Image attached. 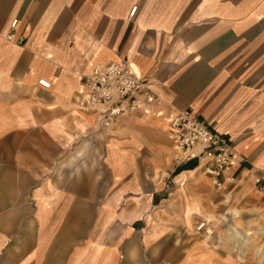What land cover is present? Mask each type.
Returning <instances> with one entry per match:
<instances>
[{"label":"crops","instance_id":"1","mask_svg":"<svg viewBox=\"0 0 264 264\" xmlns=\"http://www.w3.org/2000/svg\"><path fill=\"white\" fill-rule=\"evenodd\" d=\"M119 59L158 96L124 120L139 124L144 139H112L88 151L102 155L57 162L53 178L47 160L25 163L34 177L17 205L16 121L30 119L37 103L59 110L54 134L41 130L47 136H78L100 122L95 112L72 106L81 76ZM42 78L49 88L38 84ZM1 88L8 116L0 123L11 127H0V264H224L223 244L208 241L213 228L223 230L227 218L244 225L236 216L241 205L249 214L264 212V194L253 182L264 176V0H0ZM179 110L230 139L233 178L220 177L221 187L200 175L196 159L171 165L170 154L167 162L160 146L148 145L146 136L171 141L168 125ZM37 147L47 154L69 145ZM149 150L148 164L128 159ZM170 182L188 196L184 220L205 222L202 241H178L188 224L176 222L171 206L160 208L171 200ZM247 222L264 231L261 216Z\"/></svg>","mask_w":264,"mask_h":264},{"label":"rangeland","instance_id":"2","mask_svg":"<svg viewBox=\"0 0 264 264\" xmlns=\"http://www.w3.org/2000/svg\"><path fill=\"white\" fill-rule=\"evenodd\" d=\"M2 91H6L3 88L0 89V97L2 95ZM18 95V91L17 94ZM21 100L17 98V102ZM19 103H17V106ZM74 107V105H72ZM33 107V109H32ZM32 107H30L32 110L29 113L30 119L28 120H17L15 123V135L11 137V141H14L16 153L15 158L17 160V168H16V203L17 205L23 202V199L26 197V193L32 186H30V182L33 181L34 174H31L32 169L28 168L25 169L23 165L25 163H30L32 160L37 158V161L42 158V160L48 161V171L49 176L53 178L56 173V166L57 162H61L63 160H72L74 156H79L80 160L87 159L88 156H98L102 155V153L98 152H88L89 150H98L94 149L93 147L97 146H108L109 143L112 142V139L117 140H123L127 137H130L135 134H139V139L142 140L144 138H141L140 135L142 134L139 132L141 129V126L137 123H131L127 124L124 122V120L130 116H124L119 118L115 123L104 126L102 123L95 121L93 126H90L85 130L84 132H80L78 136L71 137L68 140L66 139L65 142L62 141L61 138L58 137H51L47 136L43 131L41 130H50L52 134L53 131L52 128H55L58 125L59 118V110L58 109H41V107L36 103H32ZM0 116L7 117V105H4L3 102H0ZM4 123V125L2 124ZM0 127L8 128L11 127V124H8L7 119L4 120V122L0 123ZM29 129V130H27ZM144 129V128H143ZM136 136V135H135ZM145 137V136H144ZM146 139L148 140V145H158L161 148L160 156H163L167 162H169V154L171 157V165L182 163L184 160L180 158L181 153L180 151L174 146V144L168 140V143H164L160 140H155V137L146 136ZM65 144L69 145L67 147L68 149L66 152L60 153V152H53V153H42L39 151L37 145H46L49 147H56L57 145ZM145 144V143H144ZM74 146V147H73ZM80 146L81 150H86L83 154V152L80 153H73V150H76L75 147ZM92 146V148H91ZM116 150V151H115ZM112 151L113 159H116L117 154L119 152L118 149H115ZM150 150H152L150 148ZM148 153L143 152H129L128 153V159L133 161L134 163L137 161L145 160L146 164L151 161L152 157V151ZM162 150H164L162 152ZM167 152V153H166ZM47 156V159H44L43 157ZM0 159H2V153H0ZM38 171V170H37ZM27 172V173H26ZM44 173H46L44 171ZM200 175L202 177H205L208 179V176L204 175L200 171ZM51 177H49V180H51ZM168 179V177H167ZM166 179V180H167ZM211 182H214V180H211ZM169 184V183H168ZM215 185V184H214ZM55 187V185L53 184ZM216 186V185H215ZM217 188L221 186H216ZM167 189L166 192L171 200L164 201L162 206L160 208H165L167 205L169 207L171 206V209H174V212L176 214V222L178 224L184 225L188 224V229L185 228L181 233L178 234V241H181L183 244H187L190 242H200L202 241L205 236V231H196L195 226L197 225V221L200 220L198 216L193 217L191 221V225L187 223V219L183 218L184 216V210H185V203L187 201L188 196H185L183 189L181 187H177L173 189V184L169 185L168 187L165 186ZM49 191H53V188L50 189L48 186ZM258 191V190H257ZM186 192V191H185ZM261 195L262 193L258 191ZM48 193V192H47ZM49 194V193H48ZM49 195H52L49 194ZM191 195V194H190ZM144 206H148L151 208V206L148 205V202L145 200L141 202ZM127 205L129 206V202H127ZM241 207V208H240ZM238 213L236 216L241 219V221H245V224L241 225L240 227L235 225L233 223V220L226 219V225L221 226L223 230H218L215 228L214 232L208 239L209 242H220L223 244V247L225 248V256H224V264H264V231L261 229H258L256 225H253L252 222H249L248 220L251 219V217L255 216H261L262 219H264V212L261 208H253L251 210V214L248 213L247 210L242 209V205L240 206ZM146 208V207H145ZM196 209L195 207H187V211L190 209ZM202 209V208H201ZM203 210V209H202ZM245 212V213H243ZM204 213V212H203ZM230 218L232 216H229ZM215 222V220H213ZM247 222V223H246ZM216 228H219L216 227ZM220 229V228H219ZM208 230V229H206ZM233 230V231H232ZM235 233V234H234ZM245 238V239H244Z\"/></svg>","mask_w":264,"mask_h":264},{"label":"built area","instance_id":"3","mask_svg":"<svg viewBox=\"0 0 264 264\" xmlns=\"http://www.w3.org/2000/svg\"><path fill=\"white\" fill-rule=\"evenodd\" d=\"M136 10L133 6L130 15ZM17 19L11 22L6 39L14 41ZM38 84L49 88L50 83L39 79ZM158 96L145 80L131 69L127 59L109 61L96 65L81 76L80 89L73 97L74 106L81 111H93L104 126L119 118L133 115L157 101ZM168 137L180 151L184 161L196 159L201 173L221 185L220 177L231 179L235 156L231 141L216 130L209 128L190 110L175 112L168 125ZM256 188L264 194V176L253 179ZM172 182L166 184V187ZM205 227L201 221L196 225L200 231Z\"/></svg>","mask_w":264,"mask_h":264}]
</instances>
